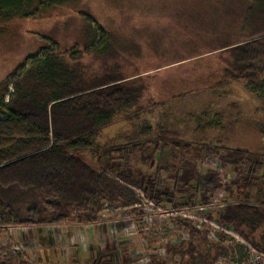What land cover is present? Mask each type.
Listing matches in <instances>:
<instances>
[{
  "label": "rangeland",
  "instance_id": "rangeland-1",
  "mask_svg": "<svg viewBox=\"0 0 264 264\" xmlns=\"http://www.w3.org/2000/svg\"><path fill=\"white\" fill-rule=\"evenodd\" d=\"M249 5L250 0H81L53 8L39 20H16L0 27V79L36 52L43 42L42 35L57 40L62 52L80 51L82 65L92 76L110 71L129 77L197 61L226 44L247 38L243 27ZM81 13L92 15L107 33L109 47L105 52L94 53L92 46L88 48L92 29L97 27H89ZM195 66L192 70L191 66L176 70L175 74L166 72L167 84L178 83L187 74L197 75L193 70L203 73L208 69ZM14 82L15 78H11L9 93L14 90ZM166 92L163 88L160 93ZM220 92L172 100L152 114L142 115L139 121L114 122L100 131L91 150L81 154L97 169L104 168L109 160L118 170L141 176L142 187L153 183L161 191V182L165 181L169 190L157 191L162 196L160 201L148 198L142 187L128 185L138 203L125 206L104 202L92 222L80 223L70 217L60 223L0 226V264H189L188 255L182 254L184 246L198 245L202 234L225 248L224 253L216 252L213 264H264V252L244 239L237 225L218 222L220 210L241 199L234 182L245 178L238 171L245 173L246 164H223L219 155L206 156L205 149L200 154L192 152L196 172L213 171L220 180V188L209 191L206 203H198L200 192L180 191V185L173 183L167 171L157 170L162 137L195 142L192 149L200 145L241 148L262 160L264 110L260 109V101L241 87ZM8 100L9 94L5 101ZM202 113L206 116L202 117ZM216 114L225 128L194 130L196 119L210 120ZM143 122L153 127L151 143L143 151L131 154L125 148L127 155L125 151L123 155L115 151L104 155V150L124 146L125 136L138 131ZM164 146L172 152L177 149L170 144ZM220 152L226 153L223 149ZM170 159L166 161L168 169ZM4 193L3 201L20 218L30 217L29 193ZM250 202L256 204L254 199ZM263 204L258 208L264 212ZM44 207L30 221L49 215L50 209Z\"/></svg>",
  "mask_w": 264,
  "mask_h": 264
},
{
  "label": "trees",
  "instance_id": "trees-1",
  "mask_svg": "<svg viewBox=\"0 0 264 264\" xmlns=\"http://www.w3.org/2000/svg\"><path fill=\"white\" fill-rule=\"evenodd\" d=\"M80 1L0 0V27L16 20H39L53 8ZM81 15L89 27L92 24L97 27L92 29L88 48L92 46L94 53L105 52L109 47L107 33L92 15ZM243 28L248 33L245 40L226 44L197 61L189 60L167 69L129 77L110 71L92 76L82 65L80 51L62 52L57 40L42 35L43 42L36 52L27 55L14 71L0 79V226L60 223L70 217L80 223L92 222L104 202L125 206L138 203L128 185L142 187L141 176L118 170L108 159L104 168L97 169L81 155L91 150L100 131L114 122L139 121L142 115L152 114L172 100L202 93L214 94L218 90L222 93V90L231 91L235 87L253 95L264 110V0H250ZM197 64L207 66V71L193 70L197 75L187 74L178 83L167 84L166 72L175 74L174 71L188 69L187 66L192 70ZM11 78H15L14 90L9 93ZM162 86L167 91L164 94L160 93ZM204 116L206 114L202 113ZM196 121L198 125L194 130L198 127L225 128L217 114L213 119L198 118ZM152 134L153 127L149 122H143L138 131L125 136L127 143L124 146L104 150V155L108 156L110 151L122 155L123 151L125 155L129 150L131 154L135 150L143 151L151 143ZM164 144L177 149L172 152ZM193 144L196 143L162 137L161 159L156 164L158 172L167 171L174 178L173 183L180 185V191L200 192L198 203H206L209 191L220 188V180L213 171L197 173V166L190 157L192 152L200 154L205 149L206 156L219 155L223 164H246L245 173L238 171V174H245V178L234 182L241 199L239 203L221 209L218 222L237 225L239 234L264 252V212L258 208L264 203V156L260 160V156H249L241 148L200 145L192 149ZM222 149L226 153L221 154ZM110 157L113 159L112 155ZM168 158H171L170 169L166 164ZM150 184L142 187L144 192L151 200L160 201L162 196L157 193L160 190ZM161 187L163 192H168L165 181L161 182ZM4 190L30 194L29 218H20L3 201L6 199ZM253 199L256 204L250 202ZM44 206L50 209L48 218L30 221ZM198 240V245L184 246L182 254L188 255L189 264H213L216 252H225L224 247L208 241L203 234Z\"/></svg>",
  "mask_w": 264,
  "mask_h": 264
}]
</instances>
